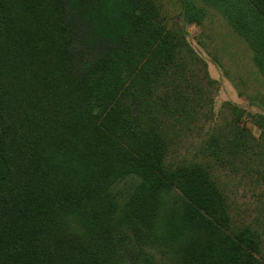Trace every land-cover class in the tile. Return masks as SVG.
<instances>
[{
	"label": "trees",
	"instance_id": "16d2710c",
	"mask_svg": "<svg viewBox=\"0 0 264 264\" xmlns=\"http://www.w3.org/2000/svg\"><path fill=\"white\" fill-rule=\"evenodd\" d=\"M84 1L0 0V264H110L124 223L149 226L172 188L183 240L175 264H264L251 227L232 223L208 165L167 162L185 130L173 114L182 108L186 119L191 95L197 105L207 95L200 76L189 82L184 56L177 60L182 32L155 19L150 0H107L118 17L96 21L94 34L108 47L87 56L70 22ZM183 3L187 15L198 11ZM161 85L164 96L149 100ZM246 136L228 126L205 148L239 156ZM129 177L136 186L125 194L116 184ZM73 218L85 234L55 260L57 241L73 237Z\"/></svg>",
	"mask_w": 264,
	"mask_h": 264
},
{
	"label": "rangeland",
	"instance_id": "374dc122",
	"mask_svg": "<svg viewBox=\"0 0 264 264\" xmlns=\"http://www.w3.org/2000/svg\"><path fill=\"white\" fill-rule=\"evenodd\" d=\"M150 1L156 3L158 9L155 19L161 20L167 28L182 32L185 45L177 60L181 62L184 56L186 76L191 77L189 82L195 83L194 72L202 79L207 93L200 105L191 95L190 119L188 116L185 119V113L179 114L184 111L182 108L173 114L176 118L180 115L177 120L185 130L169 150L167 162L173 166L181 161L208 165L226 197L232 223L251 227L257 255L264 262V8L254 0H190L198 11L187 15L183 0ZM148 2L140 0L143 7ZM83 4L71 9L70 22L78 51L87 56L103 53L108 40L96 38V21L99 24L102 19L115 20L117 12L107 0H85ZM96 10H104L107 15L103 12L95 18L92 13ZM165 88L161 85L156 93L149 95V100L153 101L155 94L164 96ZM187 89L191 94L194 88ZM123 104L117 102L119 112L123 111L120 110ZM235 124L247 131V147L242 155L233 157L223 152L218 160L216 155L209 154L206 142L212 135ZM135 186L136 182L130 177L116 184L125 194ZM179 194L177 188L161 193L149 226L141 223L132 228L124 223V244L110 264H175L176 249L183 244L176 231L181 228V219L178 209H174ZM27 223L33 228L34 218ZM70 225L73 237L62 236L57 241V257L52 253L55 260L61 251L79 245V235L85 234V227L76 218ZM132 254L138 256L134 261L129 258Z\"/></svg>",
	"mask_w": 264,
	"mask_h": 264
}]
</instances>
